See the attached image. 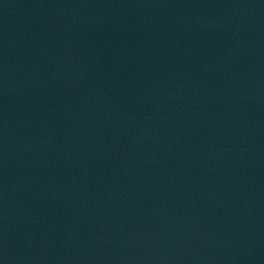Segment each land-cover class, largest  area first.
<instances>
[{"label":"water","instance_id":"95a60500","mask_svg":"<svg viewBox=\"0 0 264 264\" xmlns=\"http://www.w3.org/2000/svg\"><path fill=\"white\" fill-rule=\"evenodd\" d=\"M0 264H264V0H0Z\"/></svg>","mask_w":264,"mask_h":264}]
</instances>
